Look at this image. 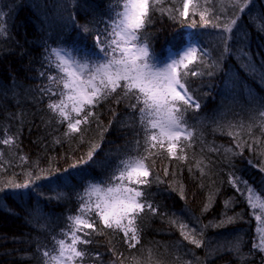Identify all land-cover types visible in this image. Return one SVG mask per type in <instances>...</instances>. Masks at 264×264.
Segmentation results:
<instances>
[{
	"label": "trees",
	"instance_id": "16d2710c",
	"mask_svg": "<svg viewBox=\"0 0 264 264\" xmlns=\"http://www.w3.org/2000/svg\"><path fill=\"white\" fill-rule=\"evenodd\" d=\"M74 1L82 8L78 14L70 6L57 17L53 0H0V10L7 13V33L0 36V140L13 139L0 143V264H43L37 248L51 249L53 237L66 229L67 217L77 214V193L84 183L107 178L125 156H147L151 183L142 186L144 199L157 211L146 208L139 214L140 242L134 248L122 232L100 222L99 231L85 229L91 243L78 245L88 253L78 264H264V252L253 249L264 217L257 221L243 185L230 183L239 177L257 194L264 193V0H198V6L207 2L216 15L206 16L207 24L198 10L179 16L175 9L182 10V0H162L151 13L143 36L158 57L164 59L166 49L182 45L186 33L199 37L209 52L204 63L189 66L203 73L187 78L201 107L187 112L193 137L177 142L176 157L168 153L167 143L147 147L137 113L129 107L134 100H103L92 109L89 123L80 125L81 132L66 135L67 123L49 109L58 97L42 91L56 74L45 63V46L92 49L105 29L109 6L119 10L117 0ZM233 18L238 19L229 42L224 28ZM52 90L57 91L55 84ZM94 145L99 148L92 161L72 169ZM228 148L235 154L226 153ZM50 173L67 179L29 183ZM25 183L29 186H14ZM229 218L223 226H210ZM181 223L188 225L187 235L202 241L200 247L181 234Z\"/></svg>",
	"mask_w": 264,
	"mask_h": 264
},
{
	"label": "snow or ice",
	"instance_id": "6c2138e0",
	"mask_svg": "<svg viewBox=\"0 0 264 264\" xmlns=\"http://www.w3.org/2000/svg\"><path fill=\"white\" fill-rule=\"evenodd\" d=\"M117 3L119 10H115V5L109 6V18L103 21L105 29L95 37L92 49L63 44L56 47L45 46V63L54 69L56 74L48 77L49 85L42 91L58 97L57 102L49 104V109L61 123H67L69 132L66 135L81 132L80 125L89 123V118L95 115L92 109L103 100L109 97H113L116 103L134 100L135 103L129 107L137 113L140 125L145 131L147 147L156 148L159 145L163 148L167 143L168 153L176 157L177 142L182 138L190 141L193 137L186 114L189 109L199 111L201 107L189 90L187 78L189 73L192 76H202L203 73L191 71L189 66L198 60L204 63V57H208L209 52L194 34L186 37L182 45L173 46L168 56L161 59L143 36V31L151 23V13L157 10V5H160L162 0H117ZM190 6L195 14L198 10V0H182V10L177 8L175 11L179 16L187 18ZM246 7L247 4L240 6L241 14ZM172 11L168 9L169 13ZM199 14L205 24L209 23L205 19L206 11ZM6 15L7 13L0 10V36L7 33L4 24ZM237 19L233 18L225 25L224 32L229 42ZM224 50L228 53L227 44ZM215 63L213 61L212 66H215ZM252 71H255V68ZM212 74L211 71L207 73L209 76ZM53 84L57 86V91L52 90ZM260 115L264 117V111H261ZM228 134L234 138L239 135L232 132ZM12 142L11 137L0 140L4 145ZM236 147L240 148L242 145L237 143ZM97 148L99 145H94L87 153V159L81 158L73 163L71 168L76 169L92 161ZM225 152L232 153V149H225ZM146 159L147 156H125L107 178H94L84 183L83 191L77 193V214L67 217V227L61 231L59 237H53L51 249L37 248L43 257V264H78L83 261L88 253L78 245L91 243L85 238L91 233L85 229L99 231L96 228L98 222L107 229L122 232L130 248L139 244L136 219L146 208L153 213L157 211L151 202L144 199L142 186H149L151 183L148 179L151 172ZM40 179L55 181L67 178L50 173L46 176L37 175L29 183ZM29 183L14 186L28 187ZM230 183L234 187L243 185L247 192L246 202L256 220L261 221L264 217V193L257 194L247 181L239 177L231 179ZM237 191H240L239 187ZM241 195H244V192H241ZM257 210L259 214H256ZM230 221L231 218L227 221L221 220L219 225L210 226H223ZM179 226L185 239H189L197 247L201 246L202 241L197 240L194 234L189 236L184 232L187 224L181 223ZM256 231L259 242L253 244V249L264 252V225L258 224ZM234 247L239 251V243ZM95 257L98 260L100 254L96 253Z\"/></svg>",
	"mask_w": 264,
	"mask_h": 264
},
{
	"label": "rangeland",
	"instance_id": "374dc122",
	"mask_svg": "<svg viewBox=\"0 0 264 264\" xmlns=\"http://www.w3.org/2000/svg\"><path fill=\"white\" fill-rule=\"evenodd\" d=\"M53 1H55L56 2V4H55V2H51V7H52V9H54L55 8V11H56V13H57V17H59V16H63V15H65L67 12H68V10H67V8H69L70 6L73 8V11L76 13V14H78L77 13V11H80V10H82V8H80V6H78L77 4H78V2H75L74 0H53ZM199 2V1H198ZM66 5H67V7H66ZM81 5V4H80ZM71 7H70V9H71ZM192 8V6H190V9ZM72 10V9H71ZM247 10V9H246ZM190 11L191 10H189V14H190ZM62 12V13H61ZM247 12H248V10H247ZM60 20V22L62 23L63 22V19H59ZM209 20V19H208ZM85 30H88V28L87 27H83ZM189 33H186V35H185V38L186 37H191V36H189L188 35ZM199 38V37H198ZM200 40V39H199ZM201 41V40H200ZM169 50H170V48H168V49H166L165 50V58L168 56V54H169ZM180 163H182L181 161H179ZM195 166H197L196 164H195ZM224 203V208H225V206H226V204H227V200L225 201V202H223ZM225 215H226V213H225ZM264 225V224H263Z\"/></svg>",
	"mask_w": 264,
	"mask_h": 264
},
{
	"label": "bare ground",
	"instance_id": "6f19581e",
	"mask_svg": "<svg viewBox=\"0 0 264 264\" xmlns=\"http://www.w3.org/2000/svg\"><path fill=\"white\" fill-rule=\"evenodd\" d=\"M190 10H192V8ZM198 11H200V12L201 11H206L207 12V15L206 16H208L209 18L216 16L215 13L213 12L211 6H209L207 4V2L200 3V5L198 6Z\"/></svg>",
	"mask_w": 264,
	"mask_h": 264
}]
</instances>
